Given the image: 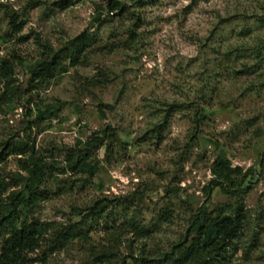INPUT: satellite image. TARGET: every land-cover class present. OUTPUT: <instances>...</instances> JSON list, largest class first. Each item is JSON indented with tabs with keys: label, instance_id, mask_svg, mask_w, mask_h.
<instances>
[{
	"label": "rangeland",
	"instance_id": "1",
	"mask_svg": "<svg viewBox=\"0 0 264 264\" xmlns=\"http://www.w3.org/2000/svg\"><path fill=\"white\" fill-rule=\"evenodd\" d=\"M107 1L0 0V61L13 68L9 79L0 77V143H32L53 167L42 185L50 197L30 219L60 225L88 214L87 241L45 256L35 250L30 264H92L88 246L105 244L118 217L149 230L126 234L122 257L163 254L201 210L234 203L214 184L218 157L250 170L243 226L218 264H264V0H118L126 8L115 14ZM80 34L92 44L77 65L45 84L29 80L41 55ZM94 77L102 83L86 86ZM51 105L58 110L37 122ZM165 118L157 140L153 128ZM106 125L122 144L109 155L105 147L91 151L99 168L79 189L83 174L57 170ZM21 158L0 163L3 198L17 188ZM96 203L99 217L89 213Z\"/></svg>",
	"mask_w": 264,
	"mask_h": 264
},
{
	"label": "trees",
	"instance_id": "2",
	"mask_svg": "<svg viewBox=\"0 0 264 264\" xmlns=\"http://www.w3.org/2000/svg\"><path fill=\"white\" fill-rule=\"evenodd\" d=\"M66 1V0H65ZM62 5L61 7H63ZM126 5L118 0H108L107 10L110 14L121 13ZM117 11V12H114ZM16 31L21 29V24L15 20L11 22ZM132 33V32H131ZM92 41L85 34L78 35L70 45H65L58 50L49 48L39 59L28 67L29 80L37 84H45L52 80L59 72L66 71L68 65L75 66L81 57L89 51ZM46 47V46H45ZM264 49V43L262 45ZM264 50L261 51L263 56ZM12 65L6 59L0 61V77L9 79L12 75ZM87 85L102 83L99 78H91ZM58 110L57 106H46L37 113L36 121H41L53 115ZM167 119L154 126L157 140L162 137V131L167 125ZM120 139L110 125H106L100 136H95L86 141L87 148L83 153L68 154L65 166L57 170L66 174L81 173L79 189H82L98 171L99 164L91 161L92 150L105 147L107 155L111 154L114 145L121 146ZM90 149V150H89ZM9 155L26 157L19 159L22 173L14 174L12 186L17 187L5 198L0 192V264H30L36 259L32 254L35 250L53 252L75 240L87 241L89 232L86 230L87 215L78 221H66L60 225L52 222H40L30 219L34 209L40 202L50 197L49 190L42 187L44 180L53 167L46 162V156L39 154L31 143H10L4 140L0 143V163ZM108 159V158H107ZM108 161V160H107ZM215 176V185L225 193L235 196L233 204L226 208H219L215 212L207 213L206 209L194 217L188 226L183 238L172 244L170 249L158 256L134 254L129 252L121 256L118 245L126 234L132 233L136 238L148 235V229L133 218L121 219L118 217L106 231L105 244H90L87 252L92 264H218L227 249L234 243L241 230L245 219L243 197L246 188L243 182L250 174V170L242 172L241 168L232 167L223 157H218L212 166ZM75 181V180H74ZM74 181L66 184L63 189L68 190L74 186ZM0 190L6 184L0 185ZM120 206L121 202H117ZM96 203L89 208L91 215L99 217L103 208ZM125 216V215H124ZM44 242V249L42 248ZM43 261L44 258L42 259Z\"/></svg>",
	"mask_w": 264,
	"mask_h": 264
}]
</instances>
